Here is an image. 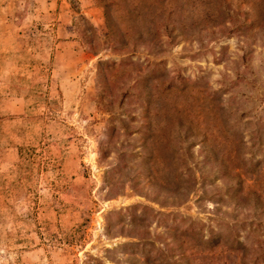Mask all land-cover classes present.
<instances>
[{
	"label": "rangeland",
	"instance_id": "rangeland-1",
	"mask_svg": "<svg viewBox=\"0 0 264 264\" xmlns=\"http://www.w3.org/2000/svg\"><path fill=\"white\" fill-rule=\"evenodd\" d=\"M0 264H264V0H0Z\"/></svg>",
	"mask_w": 264,
	"mask_h": 264
}]
</instances>
